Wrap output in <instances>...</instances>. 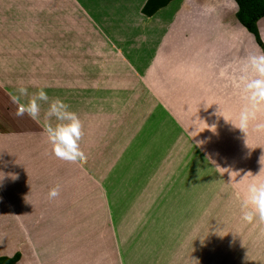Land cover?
I'll return each instance as SVG.
<instances>
[{
  "label": "rangeland",
  "instance_id": "obj_1",
  "mask_svg": "<svg viewBox=\"0 0 264 264\" xmlns=\"http://www.w3.org/2000/svg\"><path fill=\"white\" fill-rule=\"evenodd\" d=\"M183 1L173 0L170 10H167V17L161 26V39L177 20ZM142 2L0 0L1 75L8 66L12 69L6 74L14 71L20 60L24 61V66L30 62L41 65L47 56H54L48 53L59 47V41L72 47L70 33L79 27L93 28V36L97 35L94 26L98 21L94 26L92 23L88 25L90 20L86 21L85 17L88 14L103 20L100 26L109 29L104 19H122V13H127L131 6L138 8ZM234 2L235 13L225 18L218 11L201 25L195 22L196 18L192 15L177 20L175 27L179 34L171 40V44H167V58L162 68L165 71L147 78L154 90L168 89L171 98H164V101H158V98H128V102L122 105L118 100V109L124 106L122 112L126 111L117 118L119 127L123 128V133H118L123 139L118 144V161L112 163L111 173L102 178L101 188L89 193L86 199H80L79 208L71 198L76 206L71 203L72 208L60 216L62 222L70 226L84 223L86 228L77 232L57 230L54 233L65 238L80 233L87 241L91 238L109 240L106 250L111 253V264H158L159 248L163 244V238L158 233H164L166 239L174 238L172 234H176V237L198 244L208 241L207 248H198L202 251L239 250L240 258L245 257L246 260L252 255L264 254V223L245 222L241 212V201L248 185L264 183V170L259 173L264 167V133L253 131L250 126L245 139L244 133L224 119L223 116L238 120L244 103L241 97L238 98L237 88L233 85L232 71L226 72L224 87H221L214 82L216 74L213 66L203 65L207 59H215V54L228 49L231 50L227 54L217 57L221 59L219 64L222 67H226L227 62L243 64L252 54H264V17L257 23L260 32L258 41L239 22V8ZM154 20L156 22L159 17ZM61 32L65 35L59 36ZM90 38L92 46H104L99 36L97 40L91 35ZM191 49L197 51L194 57L189 56ZM218 50L219 53H216ZM212 52L214 56L210 55ZM146 53L145 48L137 50L129 59L141 66L146 62ZM162 61L164 57L160 53L156 63ZM222 89L228 98H218ZM139 90L141 93L142 89ZM218 109L223 116L217 114ZM261 118H264V113H261ZM122 128L117 131L121 132ZM223 165L225 169L221 168ZM131 223L160 229L165 226L168 230L145 234L128 231L130 237L125 238L126 232L116 228ZM175 228L184 230H169ZM7 233L10 235L6 239L13 234L12 231ZM28 234V238L33 239L47 237L45 231ZM114 238H119L118 246ZM223 241L230 242L232 246H218L224 244ZM236 244L238 246H234ZM117 248L119 254H116ZM192 248L184 251L185 254ZM72 251H75L77 261L80 258L78 264H89L88 256L97 255L96 248L85 245L76 246ZM185 254L181 255L180 262L187 257ZM216 258L222 260L223 256ZM233 259L239 261L237 255ZM67 264H72L71 258Z\"/></svg>",
  "mask_w": 264,
  "mask_h": 264
},
{
  "label": "crops",
  "instance_id": "obj_2",
  "mask_svg": "<svg viewBox=\"0 0 264 264\" xmlns=\"http://www.w3.org/2000/svg\"><path fill=\"white\" fill-rule=\"evenodd\" d=\"M146 2L147 0H143L138 8L131 6L126 10L127 13H122V19L113 21L104 19L109 25V29L106 28L108 31L99 24L101 21L103 23V20L95 19L94 14L93 16L88 14L85 16L86 21L90 20L88 25L94 26L98 21L94 26L97 35L93 36V28L79 27L77 31L70 33L73 46L69 47L59 41L57 49L47 52L48 55L56 57L47 56L41 65L30 62L24 66L22 64L24 61L20 60L16 63L14 71L6 74V71L12 68L9 66L6 68L5 63L6 70L3 76L0 67V232H4V234L0 233V256L13 257L16 253H20L21 258L17 264H67L69 258L72 259V264L74 262L78 264L80 258L77 261L76 253L72 250L76 246L85 245L97 249L96 257L91 254L88 256L89 264H103V262L111 264V253L106 250L109 240L91 238L87 241V238L80 233L67 238L54 233L57 230L77 232L86 228L84 223L70 226L69 223L62 222L60 216L65 215L64 213L72 208L71 198L76 201V208H79L80 199H86L87 195L101 188L104 182L102 178L111 173L112 163L118 161V144L123 141L119 134L123 133V128L119 127L117 118L118 115L126 112L125 110L122 112L124 106L118 109V100L122 105L128 102V98H158V101L171 98L168 89L154 90L147 78L158 76L165 71L162 68L167 58V44H171V40L179 34L175 27L177 20L192 15L196 18L195 22L201 25L218 11H221L222 18L236 11L232 5L234 0H184L176 17L177 20L161 39L163 21L173 1L152 16L142 12ZM156 17H159V20L155 22ZM60 35L65 34L61 32ZM90 35L95 40L99 36L100 40L104 41V46H92L93 40ZM251 37L255 36L251 33ZM144 48L147 50L146 62L141 66L129 59V56L137 50ZM130 49L133 51L130 52ZM230 50L215 54L217 56L215 59L211 57L212 61L209 64L208 59L203 63L205 66H213L216 74L214 82L221 87H224V76H221V72L227 69L228 72L232 71L233 75L238 74L242 64L235 61L227 62L226 67L219 64L221 59L217 57L227 54ZM160 53L164 61L156 63V57ZM216 53H219V50ZM184 54L188 56L187 52ZM195 54L197 51L191 49L189 56L194 57ZM210 55L214 56V53ZM182 59L185 60L183 57ZM21 85L27 87L29 97L39 88H44L49 96L48 102H41L38 120H33L27 114L23 117L15 115L17 105L12 102L11 95L18 94L17 88ZM139 88L142 89L141 93ZM237 94L240 98L239 89ZM223 95L226 96L224 89L218 98H228ZM56 98L68 104L82 120L85 134L83 149L87 156L82 165L77 166L57 159L48 143L45 132L47 122L44 117L49 103ZM24 99L26 101L28 97ZM158 106L160 107L159 103ZM158 113L161 115L162 111L159 110ZM52 123H55L54 119ZM119 128H122L121 132L117 131ZM221 168L225 169L224 165ZM57 186L62 192V198L58 201L50 200L47 193L50 188ZM2 216L5 217L1 219ZM96 226L101 228L100 225ZM116 229L124 230L125 238L130 237L128 231L132 234L134 232L145 234L168 230L165 226L160 229L138 223L124 224ZM10 231L13 234L6 239L10 235L7 232ZM32 231H45L47 237L28 238L31 234L28 232ZM158 234L163 238V244L159 248L158 264H264V254L252 255L246 260L245 257L240 258L239 250L202 251L198 248H207L208 241L198 244L190 239L176 237V234H172L174 238L171 239H166L164 233ZM66 235L69 236L68 233ZM114 241L118 246L119 238H114ZM218 246L227 248L232 244L227 241ZM188 248L192 249L185 254L184 251L189 250ZM115 250L116 254H119L118 248ZM182 252L187 257L180 262ZM218 255H222L223 259L216 258ZM236 255L239 261L233 259ZM113 260L116 259L113 257ZM202 260L209 262L204 263Z\"/></svg>",
  "mask_w": 264,
  "mask_h": 264
},
{
  "label": "clouds",
  "instance_id": "obj_3",
  "mask_svg": "<svg viewBox=\"0 0 264 264\" xmlns=\"http://www.w3.org/2000/svg\"><path fill=\"white\" fill-rule=\"evenodd\" d=\"M227 71V69L223 70L221 76H224ZM232 80L244 102L238 120H229L220 113L219 109L217 114L244 133L245 139L250 126L253 131L264 133V118H261V113H264V54L248 56L238 69V74L232 76ZM17 93L11 95L12 102L17 105L15 115L23 117L27 114L33 120H38L41 102L49 101L44 88H39L29 97L27 87L21 85L17 88ZM25 97H28L26 101ZM44 119L47 122L45 132L53 155L63 162L82 165L87 156L83 149L85 134L80 116L63 100L56 98L49 103ZM53 119L55 123H52ZM262 170L264 167L259 173ZM47 196L50 200H60L62 192L59 186L50 188ZM241 212L245 222L264 223V183L248 185L247 192L241 201Z\"/></svg>",
  "mask_w": 264,
  "mask_h": 264
},
{
  "label": "trees",
  "instance_id": "obj_4",
  "mask_svg": "<svg viewBox=\"0 0 264 264\" xmlns=\"http://www.w3.org/2000/svg\"><path fill=\"white\" fill-rule=\"evenodd\" d=\"M173 0H147L142 12L147 16L154 15L159 9L167 6ZM238 5L237 18L240 23L260 40L258 21L264 17V0H235ZM21 254L16 253L13 257L0 256V264H17Z\"/></svg>",
  "mask_w": 264,
  "mask_h": 264
}]
</instances>
